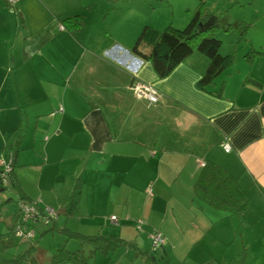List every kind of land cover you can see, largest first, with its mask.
<instances>
[{"label": "crops", "instance_id": "0c3cea01", "mask_svg": "<svg viewBox=\"0 0 264 264\" xmlns=\"http://www.w3.org/2000/svg\"><path fill=\"white\" fill-rule=\"evenodd\" d=\"M133 1L17 0L11 7L0 0V157L6 137L23 121L14 187L7 196V201L17 199V212L13 208L3 218L6 235L20 220L17 201H38L57 218L48 232L35 230L33 241H26L34 252L38 236L66 229L117 237L125 244L112 252L132 249L136 258L152 264L143 252L150 251L149 234L158 230L166 240L164 258L182 246L211 259L210 250L224 249L242 232L241 245L254 241L262 247L250 253L251 264H264V0L254 10L250 0H222L224 17L208 8V0L179 4V26L203 1L219 29L237 32L231 47H223L219 38L220 53L234 54V61L204 90L196 86L208 64L201 53L193 52L159 78L149 62L131 52L146 21L128 18L122 34L118 23L126 20L123 5ZM75 15L82 16L78 26L63 21ZM173 22L148 24L157 30ZM244 28L245 41L237 43ZM252 50L258 53L246 58ZM135 82L153 87L158 101L137 97L131 88ZM220 87V94H213ZM225 141L228 154L220 147ZM206 161L237 179L249 199L243 214L228 215L194 197L193 184ZM79 180V200L65 212ZM139 219L141 230L135 227ZM64 245L70 251L79 247L66 239ZM112 252L105 257L84 247L86 264L109 259L124 264V257L111 259ZM160 256L161 250L158 263L164 260Z\"/></svg>", "mask_w": 264, "mask_h": 264}, {"label": "trees", "instance_id": "16d2710c", "mask_svg": "<svg viewBox=\"0 0 264 264\" xmlns=\"http://www.w3.org/2000/svg\"><path fill=\"white\" fill-rule=\"evenodd\" d=\"M107 1L113 4L123 0ZM7 5L10 6L8 3ZM81 19V15H75L65 18L63 21L68 23L72 21L70 22L72 23L71 25L76 23L75 25L78 26ZM218 30L219 22L217 17L206 7L203 1H200L192 11L189 21L182 29H176L168 25L163 30L158 31L149 25L143 26L131 48V52L141 60L149 62L159 78L169 75L178 64L193 52L201 53L208 59V64L196 86L204 90L213 85L215 80L234 61V54L223 55L220 53L221 41L216 37ZM245 32L246 28L239 32L237 43L245 41ZM257 53L252 50L245 54V57L250 59ZM221 89L222 87L213 92V94L219 95ZM22 122L21 118L19 127L6 137L5 144L1 148L3 156L9 153L12 154L14 159L13 168L16 153L23 138ZM203 164L193 184L194 197L214 209L227 212L228 215L243 214L248 208L249 199L237 179L231 176L223 167L212 161H206ZM10 176V182L7 186L0 185V192L14 187L13 169ZM80 192L81 180L76 182L65 212L75 208ZM48 231L45 230L43 233ZM10 233L12 234V232ZM59 233L67 241L78 242L79 247L72 251L68 250L65 245L55 249L50 258V264H86L84 247H92L94 253L107 256L117 247L125 244L124 241L114 236L102 234L83 235L66 229H61ZM12 236L14 235L12 234ZM262 245L264 249V236L262 237ZM6 248L7 246L0 241V256H2ZM160 250L154 252L150 249L149 252L146 251L143 254L146 255L149 263L155 264L151 258L153 255H157ZM33 252L34 246L30 245L24 253L17 255L13 259L0 258V264H26L30 261Z\"/></svg>", "mask_w": 264, "mask_h": 264}, {"label": "rangeland", "instance_id": "374dc122", "mask_svg": "<svg viewBox=\"0 0 264 264\" xmlns=\"http://www.w3.org/2000/svg\"><path fill=\"white\" fill-rule=\"evenodd\" d=\"M185 1L187 0H162V1L136 0V1H133L134 3L127 2L125 5H123L124 10L127 8V11H125V15H124L126 16L125 17L126 20L118 23L119 25H121L119 29V34H122L124 31L127 30V23H128L127 19L130 17L137 18V16H138L137 20L146 21L144 22L146 25L149 23L150 20L153 22L154 21L161 22V20H163L164 18H168L169 20H174L172 27L176 29H182L184 25L179 26L177 24V17L182 7V6H179V4ZM221 1L222 0H208L209 5L207 6L210 10L216 11L215 13L217 16L220 17L223 15L222 17H224L226 15L225 14L226 12H224L223 10L224 7H222ZM235 1H239V0H235ZM242 1H245V0H242ZM247 3H251L250 6L252 10H254L255 7H258L259 9H261L260 6L263 5L262 0H257V1L250 0V2H247ZM235 5L237 4H233V6ZM224 9L226 10V8ZM238 10L239 9L236 8L235 9L236 13H232V14L237 15ZM137 20H133V21L135 22ZM251 20L256 21V18L252 17ZM145 24L140 25L137 33H140V30L142 29L143 25L145 26ZM167 25L168 24L164 23V26H162L161 28L157 30L161 31ZM243 25L245 24H242V26ZM108 29L110 30V26H108ZM219 30L220 32L218 31L216 33V37L221 39L223 43V47L224 46L227 48L231 47V44L233 43L237 35V32L235 31V29L229 31L228 33L223 32L222 28ZM258 31L259 30L256 31L257 32L256 35L259 36ZM251 34L254 35L253 33ZM137 35L135 36V38L137 37ZM11 193H13V191ZM9 194L10 193L8 192V189L6 191L0 192V241L8 245V247L6 248L5 255L0 256V258H4V259L14 258L17 255L24 252L25 249L29 247V244L26 243V240L15 238L14 236H12V234L11 236L6 235L7 227L3 221V218L6 217L8 213H11L13 211V208H14V212L12 213L15 214V212H17V210L15 209L16 208L15 202L17 199H12L10 201H7V196ZM10 205H12L13 207L11 208ZM5 207H8V208H5ZM34 227H35V230L38 231V233H41L43 230H46L49 226L36 224ZM241 233L242 232H239V234H237V237L234 243L226 244L225 246H223L225 247L224 249L222 248L219 249L218 247H216L210 250L209 252L212 253V255L213 254L215 255L214 258L206 259L205 258L206 256L203 254L202 251H199L194 248L192 252H189L190 249L187 251V250H184L182 246H179L177 247V252L175 251L172 253L169 252V255L163 261L159 263L157 262V264H251L250 260L252 258L250 256L251 255L250 253L255 254V251L259 250V248H262V247L259 243L257 242L255 243L254 241L248 242L246 246L244 243L241 245L240 243ZM36 240H37L36 252H33L31 259L29 262H27V264H50L49 262L50 252L49 251L54 247V245H57L55 244L56 241L58 240V243H60L61 241L62 242L59 244L58 247H54V248H60L65 244V238L62 235L58 234L57 232H54L53 234L50 233L48 235H43V236L40 235L36 238ZM207 241H210V238H208ZM37 247L40 248L38 251H37ZM249 248H251V250ZM247 249H249L252 252L247 251ZM246 251L248 252L247 255L250 256V259L247 258L248 256H246ZM128 256L130 257L129 259H127ZM121 257L122 258L124 257V264H129L130 262H131L130 264H144L142 262V259L136 258V254L134 253L132 249H130L128 253V249H125V247L122 248L121 252H118V251L115 253L112 252L110 256L111 259L118 260V261L122 259ZM92 259L91 258L88 259L90 263L92 262ZM125 261H127L128 263ZM110 262H111L110 259L106 260L105 264H109ZM96 264H100V263L97 262ZM110 264H114V263L111 262Z\"/></svg>", "mask_w": 264, "mask_h": 264}, {"label": "built area", "instance_id": "2783aa9c", "mask_svg": "<svg viewBox=\"0 0 264 264\" xmlns=\"http://www.w3.org/2000/svg\"><path fill=\"white\" fill-rule=\"evenodd\" d=\"M7 3L13 7L17 0H6ZM60 30H63V26H59ZM134 94L145 99L149 104H154L158 101L157 91L148 84L142 82H135L131 85ZM58 111H62L59 107ZM221 149L224 153L228 154L231 151V147L227 141L221 143ZM13 156L11 153L6 156L0 157V185L7 186L10 182V174L13 169ZM203 166L204 164L201 163ZM18 212L20 214V220L15 223L11 229L12 234L16 238L24 239L26 241H33L36 231L35 225L41 224L49 226L57 218V213L50 207H40L38 201H17ZM111 223H117L114 217H110ZM143 220L139 219L135 222V226L138 230H141ZM150 249L157 251L163 248L165 245V237L158 230H154L149 234Z\"/></svg>", "mask_w": 264, "mask_h": 264}, {"label": "water", "instance_id": "95a60500", "mask_svg": "<svg viewBox=\"0 0 264 264\" xmlns=\"http://www.w3.org/2000/svg\"><path fill=\"white\" fill-rule=\"evenodd\" d=\"M165 255H166V253H165V251L162 249V250H161V256L159 257V260L163 259ZM155 256H156V255H153V257L151 258V260H152L153 262H155V264H157L158 260L156 259Z\"/></svg>", "mask_w": 264, "mask_h": 264}]
</instances>
